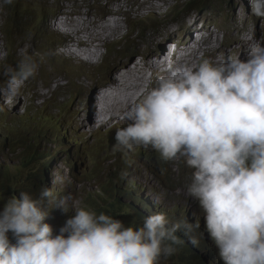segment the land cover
<instances>
[{"label": "rangeland", "instance_id": "374dc122", "mask_svg": "<svg viewBox=\"0 0 264 264\" xmlns=\"http://www.w3.org/2000/svg\"><path fill=\"white\" fill-rule=\"evenodd\" d=\"M168 1L12 0L9 4L0 0L2 73L8 68L15 69L25 55L31 56L36 64L35 75L23 83L19 96L11 97L18 103L16 108L8 105V109L10 97L0 96V210L8 198L30 184L39 194L42 188H52L57 200L76 192L74 200L68 201L70 209L67 213L55 202L49 204L45 201L48 217L44 222L53 227L54 235L80 208L97 215L101 212L109 214L122 220L125 226H142L144 218L156 212L166 214L168 226L181 220L189 223L201 220L205 224L199 201L188 196L186 191V165L177 169L170 165L168 169L170 163L164 162L165 170L169 172V187H163L160 183L163 173L160 164L163 160L158 153L139 148L127 156L113 152L115 132L126 126L116 125L127 124L128 121L123 117L118 122L102 123L107 125L109 122L107 126L96 123L101 119H95L93 96L97 99L99 91L106 88L111 74L133 62L148 66L154 57L152 53H163L167 46L175 49L177 56L183 48L190 46L187 51L190 62L174 58L172 65L177 66L189 63L193 67L200 53L208 56L206 51L211 54V60L215 59V53L218 54L216 58L221 60L239 56L238 53L232 55L206 25L220 32L221 25L232 26L238 21L237 24L244 25L243 29L248 33H236V44L231 47H239L253 41L251 37L259 33L261 41H264V19L258 24L260 18L247 13L241 0H203L215 2L211 8L201 7L199 0H192V3H187L189 0H170L169 5L172 6L167 12L163 10L166 5L160 11L163 2ZM187 14H191V18L185 19V27L177 29L181 18ZM125 30L128 31L126 38L103 56L105 50L102 46L119 42L126 35ZM55 33L61 35L57 40L51 37ZM215 36L225 56L222 51L218 52L220 48L213 42ZM224 40L227 43L229 35L224 34ZM90 49L95 57L88 54ZM115 50L118 52L112 55ZM220 59L213 64L219 63ZM151 71L156 76L153 77L155 83L161 75L167 74V71L164 74L156 69ZM4 82L6 79L0 80V83ZM103 86L104 89L101 88ZM107 94L112 107L125 96L119 91ZM139 100L133 105L124 103L123 109L127 110L119 117L125 116ZM103 119L106 120L105 117ZM55 159L59 169L53 166ZM126 160L133 161L131 167L125 163ZM123 170H127L128 176L121 179ZM103 186L110 188L108 194H104ZM179 191L181 193L175 195ZM131 199L140 201L148 215L136 214ZM145 202H149L150 206H146ZM97 207L107 211H99ZM180 230L190 243V236H196L199 243L203 240L200 229L188 235L183 228ZM8 235L12 240L11 233ZM194 246L202 249L200 244ZM209 247L207 255L212 257L209 264H224L222 259L219 261L218 249L213 245ZM178 248L175 255L162 259L160 264L200 262L188 248L182 245Z\"/></svg>", "mask_w": 264, "mask_h": 264}, {"label": "clouds", "instance_id": "9594fccd", "mask_svg": "<svg viewBox=\"0 0 264 264\" xmlns=\"http://www.w3.org/2000/svg\"><path fill=\"white\" fill-rule=\"evenodd\" d=\"M199 1L206 8L215 3ZM241 3L261 24L264 0ZM171 6L163 9L165 13ZM237 22L221 25L220 32L211 26L224 47L235 45L236 33L248 34ZM127 33L119 42L102 46L103 56ZM224 34L229 35L227 43ZM60 36L51 34L55 40ZM260 36L251 37L256 43L248 48L245 60L236 56L213 64L200 53L193 67L168 65L167 74L158 78L156 86L147 84L142 100L126 112L128 123L116 125L126 126L116 130L112 151L125 156L138 148L158 153L163 160L161 186L169 187L164 162L170 163L168 169L186 165V191L199 201L204 225L201 220H181L168 226L166 214L156 212L145 217L142 226H125L109 214L80 208L54 235L53 227L44 222L48 217L45 201L55 202L67 213L72 194L57 200L52 188H42L39 194L28 184L0 210V264H160L175 255L179 245L207 264L212 261L207 255L211 245L224 264H264V41ZM35 69L28 55L15 69L2 73L0 68V80L6 79L0 83V96H19ZM125 163L131 167L133 161ZM120 176L127 178V170ZM103 188L108 194L110 188ZM130 203L136 214L148 215L140 201ZM181 228L186 235L200 229L203 240L199 243L190 236V243ZM198 244L201 250L194 246Z\"/></svg>", "mask_w": 264, "mask_h": 264}, {"label": "bare ground", "instance_id": "6f19581e", "mask_svg": "<svg viewBox=\"0 0 264 264\" xmlns=\"http://www.w3.org/2000/svg\"><path fill=\"white\" fill-rule=\"evenodd\" d=\"M169 2H170V0L168 1V3L163 2V6L161 7L160 11L164 8L165 5H166L165 7H167L169 5ZM190 15L191 14H187V15H184V17L181 18L182 21L180 23H178V25L176 26L177 29L178 28L182 29L183 27H185L184 26L185 19L186 18H191ZM56 26H60V25H56ZM206 27H209L211 29L210 26L206 25ZM177 29L174 31L175 33L177 32ZM187 30L190 31L191 28H188ZM237 36H238V34H237ZM175 37L176 36L174 35V38ZM217 38H218V36H217ZM213 42L220 48V49H218V52L222 51L224 53V56H225L226 53L224 52V50H222V47L219 45V43L216 42V36L213 37ZM254 43H256V42L253 39V41H250V42L246 43V45H243V46L241 45L239 47H231V46H234V45H230L227 48L229 49V51H231L232 55L238 53L239 57L242 60H245V59H247L248 48L250 47V45H252ZM177 44H178V42L175 45H177ZM235 44H236V42H235ZM197 45L199 46V44H197ZM188 46L183 48V50L181 51V54H179L178 56H177V52H176L175 49L171 48L170 46H167L168 47L167 50H166V48L165 49L163 48L165 50L163 53L162 52H160V53H152V54H154V57L150 59V61L148 63V66H145L141 62H140L141 64L139 62H137V63L133 62L132 65L124 68L123 70H120V71H118L115 74H111L109 76V78H108V83H107L106 88H105V86L101 87V88H103V89L105 88V89L99 91V93L97 94V99H94V96H93V100H94V103H95V110H96L95 119H96V117L101 119L99 122L97 121L96 123H98L99 125H102V126H107L109 124V122H118L119 120H122V118L124 116H121V117H119V116L121 115V112H125L127 110V108L123 109V104L126 103V102H129L130 104L133 105L137 100L140 99L137 102V103H139L142 100L144 94L146 93V88H145L146 85L147 84H153V85L155 84L156 85V83L154 82V79H153V77L155 75H154L153 71H151V70H155L156 69L159 72H161L162 74H164L166 69H167V66L168 65H172V62H173L174 58H176L177 61H179V60H188V62H190L189 61L190 58L187 57V51L189 50V47H190V46L189 47ZM88 54L91 57H95V54L92 53L91 49L88 50ZM206 54L208 55L209 60H210L211 63H213V62L217 61L218 59H220V58H216L217 57L216 56L217 53L214 54V57H215L214 60L210 59V55L211 54L208 51H206ZM100 57H101V54H100L99 58ZM114 91L123 92L125 96L120 101H118V103H117V105L115 107H112L109 104V98L110 97H109V95L107 93L108 92H114ZM1 98H3V97H1ZM2 101H4V100L2 99ZM96 104H97V106H96ZM8 105H11L10 107L14 106L16 108L18 106V103H15L13 101V99L10 97L9 98V102H7V107H8ZM0 108H1V103H0ZM8 109H9V107H8ZM103 117H105L106 120L103 119ZM105 121H109L107 125L102 124ZM117 125H122V123H119ZM82 128H84V127H80L79 129H82ZM57 164L58 163L56 162V159H55V161L53 163V166H55L57 168L58 167ZM142 187H145V186L142 185ZM180 193H181V191L177 192L175 195H179ZM75 195H76V192H72L70 201L74 200V196ZM149 197L151 199H154V197L152 195H149ZM157 197H160V196H157Z\"/></svg>", "mask_w": 264, "mask_h": 264}, {"label": "trees", "instance_id": "16d2710c", "mask_svg": "<svg viewBox=\"0 0 264 264\" xmlns=\"http://www.w3.org/2000/svg\"><path fill=\"white\" fill-rule=\"evenodd\" d=\"M155 171V170H154ZM97 210H105V211H107V209L106 208H103V207H97ZM13 242V241H12ZM185 245H187V244H185ZM204 245V248H205V244H203ZM191 250H193L192 248H191ZM188 256H190V255H188ZM204 258H206L208 261H210V258L207 256V255H205L204 256ZM199 260H200V262L198 263V261L197 262H195V264H207L206 263V261L204 260V259H201V258H199Z\"/></svg>", "mask_w": 264, "mask_h": 264}]
</instances>
